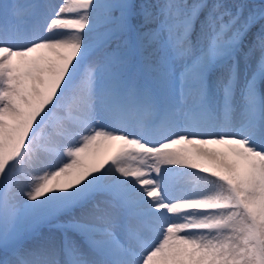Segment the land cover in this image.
<instances>
[{"label": "snow or ice", "instance_id": "snow-or-ice-1", "mask_svg": "<svg viewBox=\"0 0 264 264\" xmlns=\"http://www.w3.org/2000/svg\"><path fill=\"white\" fill-rule=\"evenodd\" d=\"M0 264H264V0H0Z\"/></svg>", "mask_w": 264, "mask_h": 264}, {"label": "trees", "instance_id": "trees-1", "mask_svg": "<svg viewBox=\"0 0 264 264\" xmlns=\"http://www.w3.org/2000/svg\"><path fill=\"white\" fill-rule=\"evenodd\" d=\"M248 2L258 5L261 2V0H248Z\"/></svg>", "mask_w": 264, "mask_h": 264}, {"label": "bare ground", "instance_id": "bare-ground-1", "mask_svg": "<svg viewBox=\"0 0 264 264\" xmlns=\"http://www.w3.org/2000/svg\"><path fill=\"white\" fill-rule=\"evenodd\" d=\"M113 147V150L115 148V145L112 146ZM101 155H106L107 152L103 150V146H101V152H100Z\"/></svg>", "mask_w": 264, "mask_h": 264}, {"label": "rangeland", "instance_id": "rangeland-1", "mask_svg": "<svg viewBox=\"0 0 264 264\" xmlns=\"http://www.w3.org/2000/svg\"><path fill=\"white\" fill-rule=\"evenodd\" d=\"M41 2H43V0H41Z\"/></svg>", "mask_w": 264, "mask_h": 264}]
</instances>
